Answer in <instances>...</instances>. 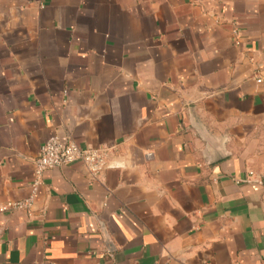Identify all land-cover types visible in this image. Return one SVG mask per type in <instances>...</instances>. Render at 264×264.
<instances>
[{"label": "crops", "instance_id": "obj_1", "mask_svg": "<svg viewBox=\"0 0 264 264\" xmlns=\"http://www.w3.org/2000/svg\"><path fill=\"white\" fill-rule=\"evenodd\" d=\"M0 264H264V0H0Z\"/></svg>", "mask_w": 264, "mask_h": 264}, {"label": "built area", "instance_id": "obj_2", "mask_svg": "<svg viewBox=\"0 0 264 264\" xmlns=\"http://www.w3.org/2000/svg\"><path fill=\"white\" fill-rule=\"evenodd\" d=\"M260 83V80H256ZM74 163L82 164L87 172L95 177L107 166L106 151L104 149L79 148L72 141H61L58 137H50L41 147L34 162V179L31 184V193L23 201L6 203L2 209L29 210L33 206L36 191L41 184L45 171L67 167ZM251 177L252 173H248Z\"/></svg>", "mask_w": 264, "mask_h": 264}]
</instances>
